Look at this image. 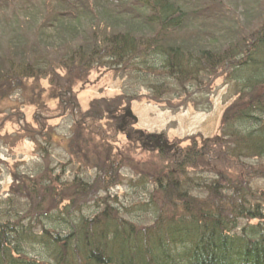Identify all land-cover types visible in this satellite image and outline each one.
<instances>
[{
	"label": "trees",
	"instance_id": "trees-1",
	"mask_svg": "<svg viewBox=\"0 0 264 264\" xmlns=\"http://www.w3.org/2000/svg\"><path fill=\"white\" fill-rule=\"evenodd\" d=\"M39 1L0 0V98L11 83L54 82L62 71L70 89L89 69L105 66L153 77L159 84L147 89L154 99L170 95L169 87L176 88L175 98L202 92L219 73L239 84L238 95L220 136L203 139L200 147L193 137L176 157L163 150L139 158L135 152L145 149L137 138H131L134 148L114 146L119 142L107 136L101 118L86 113L90 122L77 120L64 141L74 168L65 182L68 198L58 189L66 166L61 170L58 159L47 163L38 145V163L14 174V185L0 194V264H264V193L256 194L248 181L263 177L264 167L243 164L264 156V16L232 28L235 39L219 48L214 39L212 49L187 48L172 39L188 17L173 0H122L112 17L104 11L110 20L100 17L96 7L104 5L96 0H79L77 11L73 1L59 10L53 0ZM30 5L38 8V23L54 21L31 30ZM67 18L73 28L65 34L57 23ZM51 26L58 28L48 34ZM130 86L109 102L98 101L114 131L123 105L138 97ZM203 152L225 157L237 178L221 168L202 170ZM122 170L130 172L127 181ZM116 185L129 190L113 193Z\"/></svg>",
	"mask_w": 264,
	"mask_h": 264
},
{
	"label": "rangeland",
	"instance_id": "rangeland-1",
	"mask_svg": "<svg viewBox=\"0 0 264 264\" xmlns=\"http://www.w3.org/2000/svg\"><path fill=\"white\" fill-rule=\"evenodd\" d=\"M65 1L53 0L54 6L59 10L63 7ZM68 1H73L72 11H77L76 6L79 0ZM120 1L122 0H96L98 4L104 5V7H96L100 17L102 14L110 20L112 15L122 10L123 5ZM173 1L188 11L186 20L188 24L185 23V27L176 33L177 37L172 35V39L178 38V40L176 39L177 42L185 47L187 46V48H190V45H197L198 48L203 46L204 48L212 49L214 46L210 44L213 39L214 44L219 48L220 44L235 39L236 34L232 28L234 30H238L237 27L243 29L241 24L250 19L252 20V18L261 17L262 19L264 16L262 0ZM78 8H81L80 2H78ZM135 9L137 8L135 7ZM105 10L108 11L111 17L104 12ZM28 12L34 16L30 20L31 26L29 23L27 24L31 30L39 28L40 24H50L54 21L53 18L51 20L42 19L38 23L39 18L36 16L38 15V8L35 6L30 5ZM194 22L196 24H192ZM57 24L61 25L60 29L63 33H70L69 29L73 28L72 19L67 18ZM57 28L51 26L45 28V30L49 34L56 32ZM67 40L71 42L70 39L67 38ZM68 44L71 45L72 43ZM60 75L62 78H59L58 75L54 82H50L48 77H45L25 79L22 83H11L9 87L5 86V89H7L6 95L0 98L1 195L6 194L14 185L12 180L14 174H26L29 165L35 166L38 163L40 150L37 147L39 145L41 149L44 148L43 150L47 152V163L54 164V159H58L60 161L58 167H61V170L63 165L66 166L65 170H62L61 180L63 184L58 185V189L65 198H68L70 190L65 182L71 177L74 168L67 163L68 147L64 141L72 135L70 134V129L73 128V125L79 126V123L76 122L77 120L82 118L83 120L81 121L90 122L91 117L87 116L84 118L83 116L86 113H91L94 118H101L99 121H101V125L105 124L102 129L108 134L107 136H112V138H115V142H119L114 144V146H120V148L125 147V145L129 148L136 147L138 144L126 139L124 133L117 134L112 127H109L110 118L105 111L106 107L103 106V102H98L99 100L109 102L112 98L121 95L127 86L136 87L135 89L138 93L137 98L128 101L132 112L138 117L137 123L131 124L132 129H143L145 133L161 131L165 135L167 134L169 139H181L184 144L186 141H191L187 136L195 134L197 147L202 145L204 137L220 136L222 125L225 123L223 122L224 114H226L227 109L231 110L235 107V105L234 107L231 106L238 95L237 89L239 87L238 83L227 80L224 75L222 76L219 73V76L214 75L212 81L204 85L203 88L205 90L202 92L194 93L190 96L187 95L183 97L185 99L182 97L175 98L176 93L173 92H176V88L169 87L170 95L168 93L163 96L164 98H158L159 101H157L158 99L151 97L155 93L147 89L150 84H159L153 77L146 78L147 76L143 77L106 66L91 68L83 76L82 80L74 82L70 89L65 90L63 86L67 78L65 71H62ZM164 85H168V80L164 82ZM132 87L130 86V88ZM161 99L164 100L163 103L160 102ZM165 104H174L176 109H169L173 106ZM96 109L100 111L101 117L97 115ZM231 111H234V109ZM229 116L231 117V115ZM48 137L53 141H49ZM225 145L226 142L224 143ZM220 147L223 149V145ZM220 151L225 153L222 150ZM136 154L142 159L149 155L148 151L143 153L140 149L134 155ZM201 155L202 162L199 166L202 170H206L209 167L210 169L214 167L221 168L226 173L233 172L232 179L237 178V174H234V172L237 173L235 168L229 166L225 162V157L221 154L214 155L209 153L207 156L203 152ZM96 162L97 160H94L93 165ZM97 163V165H101L102 161ZM243 164H248L250 168L259 170L264 167V156L256 160H244ZM191 168L192 170H197V168ZM82 169H80L79 173ZM239 169L237 168V170ZM90 173L93 174V171ZM260 174L262 173H257L258 176H261ZM122 175L124 176V181H127L130 172L123 171ZM24 177L27 176H22L23 179ZM89 181H92V179L90 178ZM248 181L256 194L264 193V175L263 177L248 178ZM112 190L114 191L113 193L122 194L128 191L129 187L116 185L112 187ZM139 196L141 197L140 194ZM21 200L26 201V197ZM46 203L51 204L49 201ZM46 203H44V206H47Z\"/></svg>",
	"mask_w": 264,
	"mask_h": 264
},
{
	"label": "water",
	"instance_id": "water-1",
	"mask_svg": "<svg viewBox=\"0 0 264 264\" xmlns=\"http://www.w3.org/2000/svg\"><path fill=\"white\" fill-rule=\"evenodd\" d=\"M128 113V115H130L134 120H136V117L135 116H133V115H131V113H130V111L129 112H127ZM156 142H157V140H155ZM165 146H166V144L165 143H163Z\"/></svg>",
	"mask_w": 264,
	"mask_h": 264
}]
</instances>
